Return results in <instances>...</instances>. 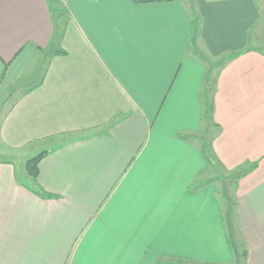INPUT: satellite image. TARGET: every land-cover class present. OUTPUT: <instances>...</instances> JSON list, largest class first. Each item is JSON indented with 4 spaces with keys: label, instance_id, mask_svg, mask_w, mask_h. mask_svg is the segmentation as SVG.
<instances>
[{
    "label": "crops",
    "instance_id": "0c3cea01",
    "mask_svg": "<svg viewBox=\"0 0 264 264\" xmlns=\"http://www.w3.org/2000/svg\"><path fill=\"white\" fill-rule=\"evenodd\" d=\"M0 112V264H264V0H0Z\"/></svg>",
    "mask_w": 264,
    "mask_h": 264
},
{
    "label": "rangeland",
    "instance_id": "374dc122",
    "mask_svg": "<svg viewBox=\"0 0 264 264\" xmlns=\"http://www.w3.org/2000/svg\"><path fill=\"white\" fill-rule=\"evenodd\" d=\"M61 15H63V13ZM65 17H69L67 15V13L65 14ZM31 69H32V67H31ZM39 81H40V76H38V75L37 76H33V77L30 76L29 78L25 79V81H24V84H25L24 86L25 87H23V88L24 89H29L30 86H33V85L37 84ZM23 88H21V89H23ZM18 96H19L18 93H15V94L11 95L12 101H13V99L17 98ZM0 114H1V112H0ZM1 129H2V125H1V120H0V131H1ZM36 151H37V149H36ZM41 152H43V151L42 150H38V152L35 153V149H31V150L24 149V150H21V151H15V149H11V148H9L8 146H6L3 143V141L1 140V132H0V163L1 162H11V163H13L15 168H16V178H17V180L20 183L25 184L26 186H30L31 187V185L33 184V186H34V183H35L34 182V178L32 176H30L28 174V172H27L26 163H27L28 160L35 158L36 155L38 156V154L41 153ZM219 176L221 177V180H220V182H222L221 186H223V187L226 186V182H227L228 178L231 175H229L228 172L224 171L222 174H219ZM233 181H234V179H233ZM219 194L225 196V198L228 197L226 189H225V191L223 189H221ZM225 206L229 207L228 204H226ZM227 207H226V209H227ZM228 214L229 213H228V209H227V216H228ZM230 215H231V213H230ZM227 226L229 228L228 221H227ZM230 233H231V231L229 232V234ZM230 235H231V242L234 245L233 248H234L235 252L236 251L240 252L241 250H243L241 248V245L243 244L241 239L238 240L239 239L238 238L237 241H234L235 239L233 237V234H230ZM238 244H240V246ZM240 259L241 260L243 259L242 252L240 254Z\"/></svg>",
    "mask_w": 264,
    "mask_h": 264
},
{
    "label": "trees",
    "instance_id": "16d2710c",
    "mask_svg": "<svg viewBox=\"0 0 264 264\" xmlns=\"http://www.w3.org/2000/svg\"><path fill=\"white\" fill-rule=\"evenodd\" d=\"M55 54H59L58 52ZM63 54V53H61ZM45 156V153L40 154L39 156L30 159L27 161L26 163V167H27V172L30 176H32L35 180L38 178L39 174H40V169H39V165L41 160L43 159V157ZM242 176H244L243 174H239V176L237 177L238 179H240ZM38 195L40 196H46L49 197L50 195L42 193V192H36Z\"/></svg>",
    "mask_w": 264,
    "mask_h": 264
}]
</instances>
